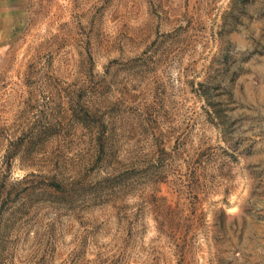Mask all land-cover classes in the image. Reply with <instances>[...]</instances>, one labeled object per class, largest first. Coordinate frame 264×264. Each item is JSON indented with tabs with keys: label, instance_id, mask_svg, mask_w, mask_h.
I'll return each instance as SVG.
<instances>
[{
	"label": "rangeland",
	"instance_id": "rangeland-1",
	"mask_svg": "<svg viewBox=\"0 0 264 264\" xmlns=\"http://www.w3.org/2000/svg\"><path fill=\"white\" fill-rule=\"evenodd\" d=\"M0 264H264V0H0Z\"/></svg>",
	"mask_w": 264,
	"mask_h": 264
}]
</instances>
